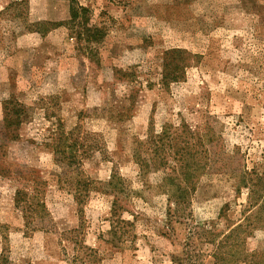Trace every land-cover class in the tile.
Instances as JSON below:
<instances>
[{
    "label": "rangeland",
    "instance_id": "rangeland-1",
    "mask_svg": "<svg viewBox=\"0 0 264 264\" xmlns=\"http://www.w3.org/2000/svg\"><path fill=\"white\" fill-rule=\"evenodd\" d=\"M77 2L0 0V261L264 264V0Z\"/></svg>",
    "mask_w": 264,
    "mask_h": 264
},
{
    "label": "trees",
    "instance_id": "trees-1",
    "mask_svg": "<svg viewBox=\"0 0 264 264\" xmlns=\"http://www.w3.org/2000/svg\"><path fill=\"white\" fill-rule=\"evenodd\" d=\"M70 2V14H71V19L69 20L68 24L71 28H74L77 24H83V21L81 23V19L85 17V14L87 12V9L80 6L79 3L77 2V0H68ZM89 26V27H85V32H88L89 37L94 38V36H96L98 34L99 28L95 27V26H90L89 23H87V20L84 21V25ZM49 25V23H47ZM37 27H43L41 28V31L44 32L45 30V26H46V22H42V23H37L36 24ZM168 67H170V65L167 63V74L165 79L168 81L170 80H174V77L172 76L171 73H168ZM178 75V74H176ZM168 81V82H169ZM167 82V83H168ZM15 117L13 116H9L8 114L5 115L4 117V121L5 123L10 127L13 126H20L21 123L23 122V117L20 114V112H15L14 114ZM11 118L13 120H11ZM121 179L119 177H113V179L111 180V182L109 183V185L112 187V190L114 191L116 188H118L119 186H121ZM38 198V194L36 193H28L26 191H18L16 193L15 196V204L17 205V207L19 209H21L22 212H24L25 214L28 212H31L32 218H41V220H45L49 218V213L46 210V205L43 201H39L36 200ZM118 206H114L113 210H112V215L115 216L118 213ZM37 212V216H35V214H33ZM30 218V217H29ZM116 218V217H115ZM121 220L117 219V223L120 224ZM123 222V221H122ZM121 222V223H122ZM27 228H31L32 223H28L27 222ZM33 228V227H32ZM40 228V227H38ZM36 229V228H34ZM33 230V229H32ZM116 234V232H115ZM80 247V244L77 243V247ZM87 250L91 251V253H96L93 249H89L87 248ZM73 264H78V261L80 259V257L77 255L76 257L73 258ZM5 258H2L0 261V264H3L5 262ZM79 264H83V262H79Z\"/></svg>",
    "mask_w": 264,
    "mask_h": 264
}]
</instances>
